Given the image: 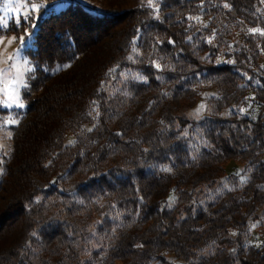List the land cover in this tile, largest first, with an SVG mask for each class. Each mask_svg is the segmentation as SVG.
Instances as JSON below:
<instances>
[{
    "label": "trees",
    "instance_id": "trees-1",
    "mask_svg": "<svg viewBox=\"0 0 264 264\" xmlns=\"http://www.w3.org/2000/svg\"><path fill=\"white\" fill-rule=\"evenodd\" d=\"M89 1L33 23L0 264H264V0Z\"/></svg>",
    "mask_w": 264,
    "mask_h": 264
},
{
    "label": "rangeland",
    "instance_id": "rangeland-1",
    "mask_svg": "<svg viewBox=\"0 0 264 264\" xmlns=\"http://www.w3.org/2000/svg\"><path fill=\"white\" fill-rule=\"evenodd\" d=\"M69 1L71 0H0V18H2L0 19V69L4 70L3 75L0 76V89L6 90L0 91V152L8 149L10 143L9 127L14 124L12 121L16 123L15 114L24 109L21 90L25 86L27 73L32 70V64L27 56L26 49L27 46L31 44V32L34 27L33 23L44 11L46 12L50 9L57 10L60 5L64 6ZM33 4L37 5L38 9H33ZM90 4L94 5V2L91 1ZM18 6L19 11H16L15 9H17ZM9 7L12 8L13 11H9ZM27 14L30 15H28L27 19H24V16ZM18 19L19 23H17ZM4 21H7L6 27L4 26ZM10 23L11 25L13 24L10 26L14 28V30L21 33L20 36L19 34H4ZM18 75L20 76L19 81L17 80ZM13 88L16 89L18 103L23 104V107H18L16 103H12L9 99L13 94ZM210 95V92L202 94L197 104L187 112V116L190 120H198L208 113V99ZM7 103H12V106H5ZM201 105H203L202 109L200 107ZM187 132L186 129L183 135H187ZM228 177L229 174L218 181L214 186L204 188V194L201 196L197 194L195 199H193V203L196 205L202 203L204 199L217 195L228 188L233 181ZM258 224V220L253 222L250 227L251 231H258ZM253 225H255V227H253ZM169 261L170 264H183L175 261L172 257L169 258Z\"/></svg>",
    "mask_w": 264,
    "mask_h": 264
},
{
    "label": "snow or ice",
    "instance_id": "snow-or-ice-1",
    "mask_svg": "<svg viewBox=\"0 0 264 264\" xmlns=\"http://www.w3.org/2000/svg\"><path fill=\"white\" fill-rule=\"evenodd\" d=\"M225 7H228V5H225ZM32 8H33V9H38V6L35 5V4H33V5H32ZM8 10H9V11H13V9L10 8V7L8 8ZM15 10H16V11H19V6H18L17 9H15ZM28 15H30V14L25 15V16H24V19H27V18H28ZM0 19H2V18H0ZM17 23H19V19L17 20ZM4 26H5V27L7 26V21H4ZM249 31H250V32H253V33H255V32H259L261 35H264V29H250ZM13 39H15V38H13ZM10 42H11V41H10ZM134 50H135V49H134ZM13 67H14V65H13ZM65 67H67V66H65ZM3 73H4V70H3V69H0V76H2ZM17 80H18V81L20 80V76H19V75H18V77H17ZM0 91H6V90H4V89H0ZM9 99L12 101V103H16L18 107H23V104L18 103V95L16 94V89H15V88H13V94L9 97ZM12 103H7L5 106H7V107H11V106H12ZM200 107H201V109H202V108H203V105H201ZM198 111H199V109H198ZM12 122L15 123V121H12ZM170 199H174V198L170 197ZM253 227H255V225H253Z\"/></svg>",
    "mask_w": 264,
    "mask_h": 264
}]
</instances>
